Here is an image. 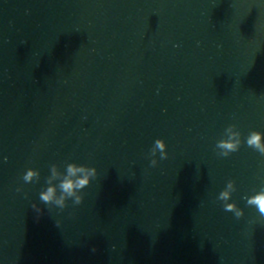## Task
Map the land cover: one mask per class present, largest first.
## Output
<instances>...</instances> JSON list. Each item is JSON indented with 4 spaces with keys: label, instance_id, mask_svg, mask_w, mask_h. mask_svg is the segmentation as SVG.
Here are the masks:
<instances>
[{
    "label": "water",
    "instance_id": "1",
    "mask_svg": "<svg viewBox=\"0 0 264 264\" xmlns=\"http://www.w3.org/2000/svg\"><path fill=\"white\" fill-rule=\"evenodd\" d=\"M253 130L264 0H0V264H264ZM71 162L97 176L61 211L39 193ZM229 179L240 219L216 199Z\"/></svg>",
    "mask_w": 264,
    "mask_h": 264
},
{
    "label": "clouds",
    "instance_id": "2",
    "mask_svg": "<svg viewBox=\"0 0 264 264\" xmlns=\"http://www.w3.org/2000/svg\"><path fill=\"white\" fill-rule=\"evenodd\" d=\"M233 129H237V126L230 124L224 131L225 134H228L227 138L219 139L216 142V149L221 150L217 155L228 157L240 149L242 134L239 130L233 131ZM246 144L248 147L256 150L261 156H264V133L255 130L251 131L247 136ZM166 148L167 145L163 139L155 140L148 153L149 157H151V167H155L159 163V161L153 158L157 151L160 153L159 160L168 158ZM49 167L50 174L46 178L47 186L46 189L39 193V199L50 207H58L61 211L68 206L69 200H72L74 205H80L84 200L82 190L89 186L91 181L96 178L97 169L75 162L66 163L63 171H61L60 166L56 163H52ZM22 179L25 183L38 182L40 179V171L35 168H28ZM236 190V182L229 179L226 187L220 191L216 199L223 202L224 211L231 212L236 219H240L244 216V210L235 201L229 202L232 199V194ZM17 191H21V189L18 188ZM242 199L246 200L247 206L256 208L260 217H264V188L255 191L252 195L244 196ZM32 208L38 214L43 211L35 203L32 204Z\"/></svg>",
    "mask_w": 264,
    "mask_h": 264
}]
</instances>
